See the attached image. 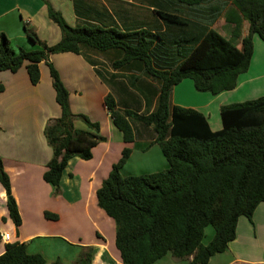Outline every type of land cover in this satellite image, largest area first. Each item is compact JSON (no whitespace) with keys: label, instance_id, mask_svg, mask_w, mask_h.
Returning a JSON list of instances; mask_svg holds the SVG:
<instances>
[{"label":"trees","instance_id":"obj_1","mask_svg":"<svg viewBox=\"0 0 264 264\" xmlns=\"http://www.w3.org/2000/svg\"><path fill=\"white\" fill-rule=\"evenodd\" d=\"M43 1L48 17L60 28L58 42L49 45L25 28L29 40L40 47L15 50L0 32V71L15 72L23 66L30 82L36 84L39 62L46 61L49 67L60 115L44 127L52 157L43 179L59 194L68 160L91 158L92 147L104 140L97 122L71 111L69 92L48 57L81 53L85 48L120 51L112 66L141 65L143 73L157 83L155 105L146 114L120 111L108 93L105 106L124 141L134 139L132 120L150 125L168 166L122 176L119 169L130 154L124 147L96 190L97 205L114 221L121 264H153L168 253L176 259L192 256L187 264H205L235 238L238 217L251 220L257 204L264 202V95L221 105L222 127L211 130L201 112L173 104L171 93L184 78H190L197 91L217 94L233 89L238 76L249 68L253 35L264 41V0H148L158 22L126 28L88 22L72 26ZM221 14L233 24L231 38L213 27ZM243 21L247 32L241 36ZM238 38L241 48L235 43ZM75 120H81L85 128H76ZM0 183L7 195L9 217L18 227L21 218L1 158ZM44 215L56 217L49 212ZM207 226H212L213 236L204 244ZM3 246L0 264H46L41 254L28 252L24 242ZM92 256L93 248L85 246L73 264H92ZM51 264L61 262L56 259Z\"/></svg>","mask_w":264,"mask_h":264},{"label":"crops","instance_id":"obj_2","mask_svg":"<svg viewBox=\"0 0 264 264\" xmlns=\"http://www.w3.org/2000/svg\"><path fill=\"white\" fill-rule=\"evenodd\" d=\"M47 1L72 26L88 22L117 28L149 27L158 22L148 0ZM217 20H222L220 26L231 33L233 24L225 21L224 14ZM213 27L217 30L216 21ZM25 28L49 45L61 37L60 28L48 17L43 0H0V32L8 37L14 49L39 48L26 36ZM246 32L247 22L243 21L241 36ZM252 40L249 68L238 76L233 89L217 94L197 91L193 81L184 78L173 86L172 103L198 110L206 117L211 130H219L221 105L264 95V41L257 34ZM235 43L241 48L240 38ZM106 53L111 56L106 58ZM120 56L117 50L82 49L81 53L51 54L47 59L69 92L71 111L97 122L99 135L104 137L92 147L91 158L83 160L73 156L68 160L61 175L59 194L42 177L52 157L44 127L60 115L47 62H39L40 79L36 84L30 82L23 66L15 72L0 71V158L21 218L16 227L9 217L7 195L0 183V232L9 233V242H24L27 251L41 254L46 264L56 259L61 264H73L85 246L93 248L92 264H121L115 246L114 221L97 205L96 190L124 147L130 149V154L119 169L122 176L157 172L168 166L150 125L132 120L134 139L124 141L105 106L108 93L120 111L146 114L155 105L157 83L143 73L137 62L129 68L113 67L112 61ZM75 127L84 129L85 124L75 120ZM45 212L56 217L47 218ZM3 251L4 246L0 244V254ZM191 258L176 259L168 253L153 264H187ZM205 264H264V202L257 204L251 220L242 215L238 217L235 238Z\"/></svg>","mask_w":264,"mask_h":264},{"label":"rangeland","instance_id":"obj_3","mask_svg":"<svg viewBox=\"0 0 264 264\" xmlns=\"http://www.w3.org/2000/svg\"><path fill=\"white\" fill-rule=\"evenodd\" d=\"M105 2H109V0H104ZM123 1V0H122ZM128 1V0H127ZM221 21L222 20H216V27H217V30H219V31H221V32H225L229 37H231V33H230V31H228L226 28H224V27H221L220 26V23H221ZM218 22V23H217ZM11 46H12V44H11ZM13 47V46H12ZM14 48V47H13ZM16 48V47H15ZM15 50H18L17 48L15 49ZM85 50H89V51H91V52H96L95 50H93V49H88V48H85ZM104 56H106V58L108 57V56H111L110 55V53H106ZM212 233H213V228H212V226H207L206 227V230H205V235H204V237H203V242H207L210 238H211V236H212Z\"/></svg>","mask_w":264,"mask_h":264},{"label":"built area","instance_id":"obj_4","mask_svg":"<svg viewBox=\"0 0 264 264\" xmlns=\"http://www.w3.org/2000/svg\"><path fill=\"white\" fill-rule=\"evenodd\" d=\"M10 241V235L8 232H0V244L4 245Z\"/></svg>","mask_w":264,"mask_h":264}]
</instances>
